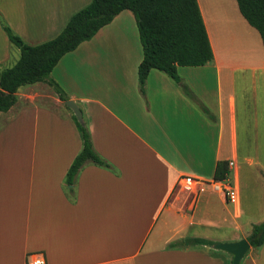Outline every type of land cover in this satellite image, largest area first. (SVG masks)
I'll use <instances>...</instances> for the list:
<instances>
[{
    "label": "crops",
    "instance_id": "1",
    "mask_svg": "<svg viewBox=\"0 0 264 264\" xmlns=\"http://www.w3.org/2000/svg\"><path fill=\"white\" fill-rule=\"evenodd\" d=\"M91 1L0 0V66L21 56L2 19L37 45ZM198 2L214 59L178 73L215 119L159 69L141 92L143 46L129 9L54 67L113 165L84 167L75 200L65 179L82 139L72 114L34 101L33 88L49 85L21 87L0 111V264H27L34 252L48 264H230V253L186 240L234 242L264 221V44L237 0ZM219 160L234 163L223 181L214 179ZM184 176L204 180L202 191L180 186ZM216 185L235 188L237 201ZM241 264H264V245Z\"/></svg>",
    "mask_w": 264,
    "mask_h": 264
},
{
    "label": "trees",
    "instance_id": "2",
    "mask_svg": "<svg viewBox=\"0 0 264 264\" xmlns=\"http://www.w3.org/2000/svg\"><path fill=\"white\" fill-rule=\"evenodd\" d=\"M237 3L243 16L259 31L264 44V0H237ZM126 9L135 15L143 46L144 57L139 65L141 92L145 93L151 69H159L180 83L182 91L209 118L215 119L195 92L187 84L181 83L178 73L179 66H202L214 59V50L198 0H92L72 15L56 37L37 45L26 43L2 19L4 30L11 43L20 49L21 56L13 66H0V111H8L17 103L21 87L37 82L47 83L61 101L69 100L70 96L51 76L54 67L66 53L93 38L102 27ZM72 118L80 133L82 148L67 172L65 189L75 200L77 178L84 167L97 165L113 170V165L95 149L87 120L84 118L80 122L74 112ZM229 165L228 160H219L214 179H227L231 172ZM247 239L252 247L264 245V221L254 225ZM214 243L203 238L186 240V244L194 245L212 246Z\"/></svg>",
    "mask_w": 264,
    "mask_h": 264
},
{
    "label": "built area",
    "instance_id": "3",
    "mask_svg": "<svg viewBox=\"0 0 264 264\" xmlns=\"http://www.w3.org/2000/svg\"><path fill=\"white\" fill-rule=\"evenodd\" d=\"M233 162H230V167L233 166ZM180 186L184 189L191 191L193 194H199L206 182L200 178L194 176H184L179 180ZM217 188L224 191L227 200L230 202H236L238 199V192L232 186H226L222 188L220 185H216ZM27 264H48L47 257L44 252H34L29 255Z\"/></svg>",
    "mask_w": 264,
    "mask_h": 264
},
{
    "label": "water",
    "instance_id": "4",
    "mask_svg": "<svg viewBox=\"0 0 264 264\" xmlns=\"http://www.w3.org/2000/svg\"><path fill=\"white\" fill-rule=\"evenodd\" d=\"M64 104L71 108L80 122L84 121L83 111L76 100L70 98L64 101ZM212 247L216 250H224L232 255V264H239L244 258L251 244L247 238L234 242H215Z\"/></svg>",
    "mask_w": 264,
    "mask_h": 264
},
{
    "label": "rangeland",
    "instance_id": "5",
    "mask_svg": "<svg viewBox=\"0 0 264 264\" xmlns=\"http://www.w3.org/2000/svg\"><path fill=\"white\" fill-rule=\"evenodd\" d=\"M33 92L37 94L34 99L35 102L42 104L50 109H53L63 115L68 116V115L73 114V111L70 108H68L62 101H59L56 98L57 94L53 91L51 87L47 86L46 84L41 83V84L36 85L33 88ZM221 251L223 252L224 250H221Z\"/></svg>",
    "mask_w": 264,
    "mask_h": 264
}]
</instances>
